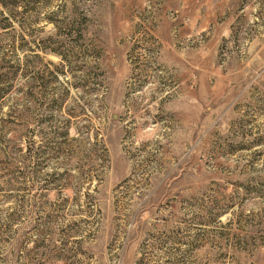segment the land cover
<instances>
[{
  "label": "rangeland",
  "instance_id": "rangeland-1",
  "mask_svg": "<svg viewBox=\"0 0 264 264\" xmlns=\"http://www.w3.org/2000/svg\"><path fill=\"white\" fill-rule=\"evenodd\" d=\"M0 264H264V0H0Z\"/></svg>",
  "mask_w": 264,
  "mask_h": 264
},
{
  "label": "trees",
  "instance_id": "trees-1",
  "mask_svg": "<svg viewBox=\"0 0 264 264\" xmlns=\"http://www.w3.org/2000/svg\"><path fill=\"white\" fill-rule=\"evenodd\" d=\"M58 53H60V52H58Z\"/></svg>",
  "mask_w": 264,
  "mask_h": 264
}]
</instances>
